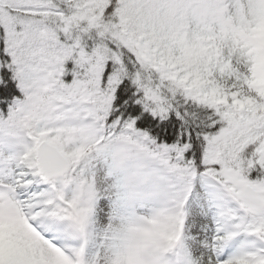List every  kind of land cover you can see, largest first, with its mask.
Here are the masks:
<instances>
[{
	"label": "snow or ice",
	"instance_id": "snow-or-ice-1",
	"mask_svg": "<svg viewBox=\"0 0 264 264\" xmlns=\"http://www.w3.org/2000/svg\"><path fill=\"white\" fill-rule=\"evenodd\" d=\"M0 264H264V0H0Z\"/></svg>",
	"mask_w": 264,
	"mask_h": 264
}]
</instances>
